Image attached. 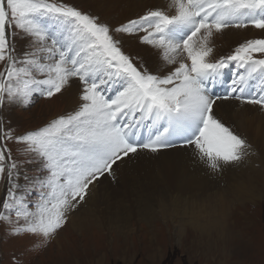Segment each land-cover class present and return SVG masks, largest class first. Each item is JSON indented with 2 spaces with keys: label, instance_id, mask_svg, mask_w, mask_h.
Segmentation results:
<instances>
[{
  "label": "snow or ice",
  "instance_id": "snow-or-ice-1",
  "mask_svg": "<svg viewBox=\"0 0 264 264\" xmlns=\"http://www.w3.org/2000/svg\"><path fill=\"white\" fill-rule=\"evenodd\" d=\"M94 6L0 0V226L6 240L31 238L7 264H29L102 177L119 182L145 155L190 152L209 179L264 159L221 111L235 101L264 114V35L224 55L215 43L233 29L264 34V0H167L119 22ZM74 86V107L18 130V113Z\"/></svg>",
  "mask_w": 264,
  "mask_h": 264
},
{
  "label": "bare ground",
  "instance_id": "bare-ground-1",
  "mask_svg": "<svg viewBox=\"0 0 264 264\" xmlns=\"http://www.w3.org/2000/svg\"><path fill=\"white\" fill-rule=\"evenodd\" d=\"M232 31L249 35L255 30ZM221 111L255 148H264V114L235 101L224 102ZM189 156L190 152L174 150L145 155L119 176V182L102 177L92 201L74 213L69 223L80 217L74 224L79 227L82 216H94L106 231L121 233L126 229L125 222L133 217L151 218L156 213L167 214L174 207L180 211L177 214H183L178 225L181 234L189 223H198L201 218L202 227L217 231V242L223 249L234 245L232 256L237 263H243L246 256L259 252L262 243L252 235L249 241L253 240L254 246H237L230 231L239 229L245 235L264 232V159L253 157L246 166L228 169L222 178L209 179L202 166L193 168ZM194 202L206 209L200 212Z\"/></svg>",
  "mask_w": 264,
  "mask_h": 264
},
{
  "label": "rangeland",
  "instance_id": "rangeland-1",
  "mask_svg": "<svg viewBox=\"0 0 264 264\" xmlns=\"http://www.w3.org/2000/svg\"><path fill=\"white\" fill-rule=\"evenodd\" d=\"M72 2L81 6L94 2L93 11L119 22L141 13L145 5H164L165 0H72ZM246 35L247 32L244 31L229 30L215 37L218 53L227 54L243 39L259 38L264 34L255 30ZM234 71L233 68H229L225 72L224 77L227 79H223L224 84L217 86L216 90H220L231 80ZM75 103V86L64 97L39 99L28 111L18 113L19 119L16 121L18 130L35 128L53 116L74 107ZM193 206L200 212L206 209L199 202H194ZM179 212L172 207L167 214L156 213L151 218L141 219L133 217L125 222L126 229L121 233L106 231L102 221H98L94 216H82L80 222L82 225L76 227L74 224L79 217L76 222L69 223L46 246L38 244L34 247L28 256L29 264H264V232L255 231L248 233V236L244 232L240 233L239 229L230 231L237 246L250 244L254 246V241H249L252 235L262 243L258 253L246 256L243 263H237L232 256L231 247L234 245L223 249L217 242V231L202 227L201 218L198 223H189L185 233L181 234L178 225L179 217L183 214H177ZM30 241L29 237L6 240L3 226H0V250L5 254L4 264H7L8 253L27 247Z\"/></svg>",
  "mask_w": 264,
  "mask_h": 264
}]
</instances>
